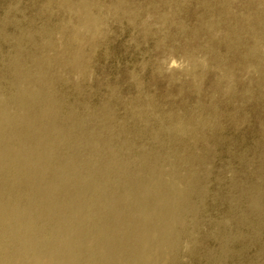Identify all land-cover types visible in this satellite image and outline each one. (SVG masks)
Masks as SVG:
<instances>
[{"label": "rangeland", "instance_id": "obj_1", "mask_svg": "<svg viewBox=\"0 0 264 264\" xmlns=\"http://www.w3.org/2000/svg\"><path fill=\"white\" fill-rule=\"evenodd\" d=\"M27 80L105 196L184 189L161 264H264V0H0L8 109Z\"/></svg>", "mask_w": 264, "mask_h": 264}, {"label": "bare ground", "instance_id": "obj_2", "mask_svg": "<svg viewBox=\"0 0 264 264\" xmlns=\"http://www.w3.org/2000/svg\"><path fill=\"white\" fill-rule=\"evenodd\" d=\"M38 91L25 81L13 110L0 97V177L9 185L0 188V264H161L175 244L184 189L156 175L133 200L105 196V181L86 164L56 161L63 134Z\"/></svg>", "mask_w": 264, "mask_h": 264}]
</instances>
